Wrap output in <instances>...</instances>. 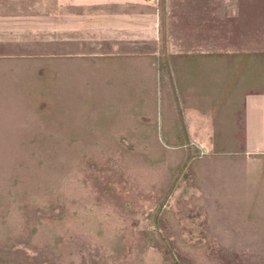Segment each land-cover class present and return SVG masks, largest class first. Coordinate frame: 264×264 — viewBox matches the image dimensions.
<instances>
[{
    "label": "rangeland",
    "instance_id": "1",
    "mask_svg": "<svg viewBox=\"0 0 264 264\" xmlns=\"http://www.w3.org/2000/svg\"><path fill=\"white\" fill-rule=\"evenodd\" d=\"M263 8L0 0V257L264 264V88L230 97L255 73L233 56L264 50L247 24ZM173 54L222 56V92L190 86L181 62L175 76Z\"/></svg>",
    "mask_w": 264,
    "mask_h": 264
},
{
    "label": "trees",
    "instance_id": "2",
    "mask_svg": "<svg viewBox=\"0 0 264 264\" xmlns=\"http://www.w3.org/2000/svg\"><path fill=\"white\" fill-rule=\"evenodd\" d=\"M167 10H170L172 7H166ZM247 15H250L249 13H247ZM258 15V16H257ZM247 24H252L254 26V28L256 29H261L262 33V39L264 41V8L261 10V12L258 13H254L252 14L250 17L248 16L247 18ZM250 24V25H251ZM232 55H229V57H231ZM222 56L216 55V54H210L208 56H202V55H198V54H186V55H180V54H173V56L170 57L171 61L169 63V68L172 71V73L175 75V73L178 71V66H179V62H181V65L179 67L184 66L185 69L188 72V82L190 83V86H194V88L196 87L198 90H205V91H219L222 92L224 86H225V82L223 80V78H220V74L224 72V66L222 64ZM234 58L237 59V62L243 57L244 59L248 60V59H255V61L253 62L254 67L253 70L255 71V73H249L248 74V70H250V68H248L245 65V68L243 70V72L240 73V75L238 76V78L235 80L236 81V88L233 89V92H230V97L232 98V100H234V104L235 106L239 107V103L242 102L243 97L246 95L247 92H250L252 90H260L264 88V50L257 52V54L253 53V54H248V55H244V56H239V54H235V56H233ZM208 59V61L211 63L216 62L218 63L216 69H211L209 70V67L207 66V69L203 67V70L201 69L200 71H198L196 73V71L193 70V68L195 67V62L197 60H201V59ZM239 58V59H238ZM178 61L177 64H174L175 61ZM212 67V66H210ZM162 71V68H161ZM230 73L232 72L231 69H229ZM228 71V72H229ZM253 74V75H252ZM176 76V75H175ZM176 78V83H179L177 80L178 78ZM162 80V79H161ZM253 81L258 82L257 87H254L255 85H252ZM178 86V84H177ZM181 87V86H179ZM178 87V89H179ZM260 87V88H259ZM199 92V91H198ZM201 93V92H200ZM232 103V102H231ZM231 106V105H230ZM232 107V106H231ZM153 125L155 127V121L153 122ZM221 125V124H220ZM219 125V126H220ZM217 130V127H216ZM215 140H220L219 137L221 136V132L219 133V131L215 132ZM162 139H164L163 136H161ZM166 141V140H165ZM175 147L176 146H181V141L179 139V141L175 142ZM215 147L217 148V146L219 145V143H217L215 141L214 143ZM0 264H18L10 259L7 258H2L0 257Z\"/></svg>",
    "mask_w": 264,
    "mask_h": 264
},
{
    "label": "crops",
    "instance_id": "3",
    "mask_svg": "<svg viewBox=\"0 0 264 264\" xmlns=\"http://www.w3.org/2000/svg\"><path fill=\"white\" fill-rule=\"evenodd\" d=\"M257 134H258V137H262L263 136V134L261 135V133H260V131L259 130H257V132H256ZM263 139H261V141H262Z\"/></svg>",
    "mask_w": 264,
    "mask_h": 264
}]
</instances>
